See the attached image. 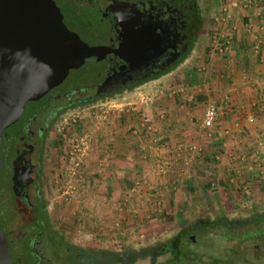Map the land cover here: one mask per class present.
I'll return each instance as SVG.
<instances>
[{
	"label": "rangeland",
	"instance_id": "obj_1",
	"mask_svg": "<svg viewBox=\"0 0 264 264\" xmlns=\"http://www.w3.org/2000/svg\"><path fill=\"white\" fill-rule=\"evenodd\" d=\"M195 2L200 22L197 34L193 38L191 50L185 58L187 64H184V61L179 67L164 76L120 95L106 100L75 105L57 116L49 141L50 150L45 166L44 182V194L48 199V219L52 223L58 239V245L54 247L51 245L47 254L53 259L51 264H81L85 260L84 255L76 256L77 258L74 257L72 260L66 250L68 248L64 249L59 241L63 242L65 247L69 245L75 247L76 253L81 249H84V253L89 251H103L106 254L121 253L131 255V260H138L137 258L145 254L143 248L148 244L154 245L166 237L170 230L169 228L165 229L167 226L171 228L180 223L193 222L197 215L207 216L206 213L211 221L216 216L210 214L215 211V207L228 209L231 212L227 214L228 217L235 218L251 215V212L264 213V85L261 84L260 86L249 84L248 87H245V92H242L247 95L243 96L244 102L235 103L236 109H239L240 126L247 128L249 130H247L248 138L256 140L255 142H258L259 145V148L252 149V153L249 150V155L246 154L247 149L239 150L244 156H249L251 159L256 158L254 164L257 167L253 172L258 176H252V179L248 178L247 172L243 174L246 177L244 181H230L231 178L234 179L235 175L229 173L228 169L232 167L234 161H238L240 158H233V155L236 154L233 151L225 152L223 155L222 150L215 148V151H210L208 146L202 147L201 150L191 147L190 153L185 151L188 163L184 162V166L183 164L177 165L174 170L175 165L164 164L163 154L160 155L157 158L159 161L153 163L149 169L153 168L154 173L158 176L169 175V178L176 179V182L168 180L162 185L156 184L148 179V175H144L148 180L143 181V178L136 180L139 193L135 198L122 191L116 193L112 188L107 191L108 195H104V191L97 190L99 187L94 182V177H88L84 172L85 164L90 161L89 157L95 160L99 157V136L105 125L104 122L110 125L115 119L113 117L115 113L131 117L128 118L129 121L125 118L127 122H132V120L139 122L140 117L143 114L146 115L149 110L148 103H150L152 95H166L165 92L168 88L174 90L175 95L179 93L178 85L184 86V81H188L183 78L185 72L196 67L200 80H205L209 84L210 80L207 78H213L212 87L205 93L207 98L199 100V102H203L202 110L207 103H215L213 101L215 99L220 101L223 96L221 91L224 93L225 90L227 93V89L240 88L238 82L241 79L240 75L237 76V71L232 69L231 71L230 66L226 68L225 65L223 67L218 64L221 61L223 63L230 62V58L233 56L228 54L230 43L226 44V41L229 39L227 36L218 39L216 29L218 23L216 17L221 13L229 12L228 9L216 5L215 0H195ZM225 45L228 50L224 49ZM241 50V54L249 53L246 52L247 48ZM250 53L251 55L243 56L247 59L248 69L245 71L247 79L253 77L255 65L260 64L264 68V55L257 54L254 49H251ZM240 58L235 56L233 59L239 63H245ZM211 61L212 65L205 66ZM216 63L218 65H214ZM229 64L231 65V63ZM206 68L209 72L207 76L204 75ZM259 71L261 72L260 79L264 80V70ZM172 81L174 86L170 84ZM233 82L236 83L235 86H233ZM218 106L219 103L217 108ZM136 127H138L137 132H142L139 128L145 126L139 124ZM127 131L129 132L130 129ZM202 145H205V142ZM250 154H253L252 157ZM127 158L128 156L124 157V159ZM197 161L199 165H197ZM94 176L98 177V173H95ZM148 183L151 187L147 186ZM160 185L163 191L160 190ZM127 186L128 184L124 182L123 190H126ZM142 186L148 189L145 193L140 188ZM169 189H171L170 192ZM95 190L97 193L102 192L101 194L104 196L100 200H95L93 205L87 204L88 196ZM167 191L169 196L162 198V194H166ZM167 200H169L170 206L163 208L166 206ZM230 208L232 210H229ZM225 240L220 237L216 238V248L221 246L222 241H229ZM152 248L153 246L148 248V252ZM214 248L213 246L206 247V250ZM102 259H105V255ZM146 262V259H139L136 263L130 264H146Z\"/></svg>",
	"mask_w": 264,
	"mask_h": 264
},
{
	"label": "flooded vegetation",
	"instance_id": "obj_2",
	"mask_svg": "<svg viewBox=\"0 0 264 264\" xmlns=\"http://www.w3.org/2000/svg\"><path fill=\"white\" fill-rule=\"evenodd\" d=\"M53 1L67 29L101 50L93 56L96 60L69 70L44 96L27 101L20 117L2 131L0 230L11 264L53 262L47 254L58 239L48 219L44 182L57 116L75 105L120 95L179 67L200 22L195 0ZM225 209L215 207L211 221L206 213L193 222L167 226L166 237L148 244L137 259H146V264H264V213L235 218L228 217L231 212ZM218 237L229 241L216 248ZM131 258L105 254L115 264L138 261Z\"/></svg>",
	"mask_w": 264,
	"mask_h": 264
},
{
	"label": "crops",
	"instance_id": "obj_3",
	"mask_svg": "<svg viewBox=\"0 0 264 264\" xmlns=\"http://www.w3.org/2000/svg\"><path fill=\"white\" fill-rule=\"evenodd\" d=\"M215 3L219 7H226L229 11L216 17V20H218L216 29L218 39L223 36H227L229 39L226 41V44L230 43L228 46L229 50L227 45H225L224 49L228 50L229 55H233L230 58V62L223 63L221 61L218 64L223 67L225 65L226 68L230 66V70L237 71V76L240 75L241 79L238 82V87L240 88H237L238 91H236V88L227 89V93H225V90L224 93L221 91L223 94L221 100H213L216 105L219 103V114L215 125L210 130V135L207 130L200 126V119L205 108L202 110L203 102L201 103L199 100L202 101L201 98H207L205 93L210 90L214 81H212V77L207 78L210 80L209 84L205 80H200L196 67L189 72H185L183 78L188 81H184V86L178 85L179 89L177 90L179 93L177 95H175L174 90L168 88L165 92L166 95L160 94L156 96L155 94V96H151V101L148 103L149 110L146 109L148 110L146 115L152 120V126L140 127L139 129L142 132L136 131L138 128L136 126L142 125L141 117L139 122L136 120L127 122L125 118L128 120L131 117L115 113L113 122L110 125L104 122L105 125L102 127L103 130L99 136V157L96 160L89 157L88 160L90 161L85 164L86 168L84 171L88 177H94V182L99 187L97 190L104 191V195H108L107 191L112 188L116 193H121L122 191L135 198L138 196L137 193H139L136 180L140 178H143V181L149 179L151 182L161 185L168 180L176 182V179L171 180L172 178H169V175L166 177L158 176L154 173L153 168L151 170L149 168L153 163L159 161L157 158L162 154L165 159L164 164L175 165L173 170L177 165L183 164L184 166V162L188 163L185 151H189L195 145L200 150L202 147L206 148L207 146L210 151H215V148H218L222 150V154L224 152L223 155H225V152L230 153L231 151L236 153L233 158L239 157L240 159L234 161L232 167L228 169L229 173L235 175L234 179L231 178L230 181H244L246 177L243 174L247 172L249 179H252V176H258L254 175L253 172L257 167L254 164L256 158L251 159L249 156H244L239 152L240 149H247L246 154L250 151L252 153V149L259 148V145L258 142H255L256 140L248 138L249 130L240 126L239 109H236L235 103L244 102L243 96L246 94H242V92H245V87H248L249 84L264 85V80L260 79L261 72L259 71H263L264 68L260 64L255 65L253 77L247 79L245 76V71L248 69L247 59L243 58V56L251 55V49H254L257 54L264 55V0H215ZM239 48H247L246 52L249 53L241 54L240 51L242 50ZM209 55L211 56L210 53ZM235 56L241 57L240 60L245 61V63L242 64L233 59ZM201 63L204 64L205 62ZM184 64H187V59ZM212 64L213 62L211 61L205 66ZM257 71L259 72L257 73ZM207 74L209 72H207L206 68L204 75L207 76ZM172 83L173 81L170 83L171 86H174V83ZM232 84L235 86L236 83L233 82ZM132 118L134 119V116ZM129 129L130 131L128 132L127 130ZM204 142L205 145H202ZM250 155L252 157L253 154ZM126 156L128 158L124 159ZM197 165H199L198 161ZM249 169L251 171H248ZM95 173H98V177L94 176ZM144 175H148V179ZM124 182L128 184L126 190H123L122 187ZM161 185L160 190L163 191ZM149 186L151 187V185ZM140 188L144 193L148 190L145 186ZM169 192L163 193L162 198L164 196L165 198L168 197ZM101 193H97L96 190L91 192V195L88 196L89 202L87 204L93 205L95 200H100L104 196ZM166 203L163 208L170 206L169 200Z\"/></svg>",
	"mask_w": 264,
	"mask_h": 264
},
{
	"label": "water",
	"instance_id": "obj_4",
	"mask_svg": "<svg viewBox=\"0 0 264 264\" xmlns=\"http://www.w3.org/2000/svg\"><path fill=\"white\" fill-rule=\"evenodd\" d=\"M62 19L53 0H0V142L27 101L38 100L69 70L99 55L101 48L89 46ZM0 264H11L1 230Z\"/></svg>",
	"mask_w": 264,
	"mask_h": 264
},
{
	"label": "built area",
	"instance_id": "obj_5",
	"mask_svg": "<svg viewBox=\"0 0 264 264\" xmlns=\"http://www.w3.org/2000/svg\"><path fill=\"white\" fill-rule=\"evenodd\" d=\"M217 117H218L217 105L214 102L207 103L200 119V126L204 130H207L209 135H210V130L213 128L217 120ZM250 121H252V119H250ZM141 124L143 126L149 127L152 124V120L147 115L143 114L141 116ZM195 148L196 147L194 146L192 147V149Z\"/></svg>",
	"mask_w": 264,
	"mask_h": 264
},
{
	"label": "trees",
	"instance_id": "obj_6",
	"mask_svg": "<svg viewBox=\"0 0 264 264\" xmlns=\"http://www.w3.org/2000/svg\"><path fill=\"white\" fill-rule=\"evenodd\" d=\"M59 244H61L64 249L65 248H68L66 249L69 256L72 257V260H74V257L77 258L76 256H81V255H84L83 258H85V260L82 261L81 264H111V261H104V260H107V259H102V257L106 254V252H103V251H98V252H85L84 253V249H81L80 252L76 253L77 252V249L71 245H69L68 247H65L64 246V243L59 241ZM113 263V261H112Z\"/></svg>",
	"mask_w": 264,
	"mask_h": 264
}]
</instances>
